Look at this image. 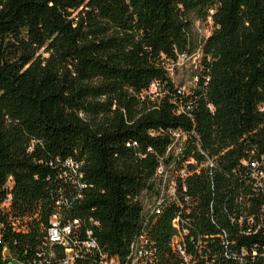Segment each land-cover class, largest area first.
<instances>
[{"label": "trees", "instance_id": "16d2710c", "mask_svg": "<svg viewBox=\"0 0 264 264\" xmlns=\"http://www.w3.org/2000/svg\"><path fill=\"white\" fill-rule=\"evenodd\" d=\"M198 49L187 91L169 64ZM263 171L264 0H0V258L61 252L50 218L81 191L66 217L100 220L122 264L142 235L152 263L185 264L183 229L188 264H264Z\"/></svg>", "mask_w": 264, "mask_h": 264}, {"label": "built area", "instance_id": "2783aa9c", "mask_svg": "<svg viewBox=\"0 0 264 264\" xmlns=\"http://www.w3.org/2000/svg\"><path fill=\"white\" fill-rule=\"evenodd\" d=\"M158 90L157 83L151 85V92L155 93ZM128 146H132L128 142ZM66 166L65 175L70 177L71 172L75 174L74 181L80 187H85V183H81L83 174L81 164L73 159L64 161ZM163 170H161L162 172ZM70 172V174H69ZM170 174H165V182L169 180ZM264 176V171L261 172ZM78 178V179H77ZM176 186L173 181H170L168 188H163L161 192L153 197L151 200L145 197V204L150 210L160 212V205L168 198H176ZM84 193L79 191L72 197H66L60 202L59 209L50 218V227L46 236L47 243L50 245L58 244L60 251L55 248H50L47 253L39 252L32 257L22 259L15 252L6 245L0 258V264H76L80 259H88L90 262H99V264H122L120 258L109 254L103 250L98 239L95 237L94 227L100 226V220L92 215L70 216L66 217L68 210L75 198L83 199ZM11 207V198L7 197L2 203V208L8 210ZM17 227V225L15 226ZM174 236L172 247L177 254L183 259L185 264L190 262V257L187 255L183 238L188 234L187 229L181 230ZM1 228H0V242H1ZM148 239L145 236L135 238L131 244L130 264H154L151 261L152 251L148 248ZM84 264H90L84 262Z\"/></svg>", "mask_w": 264, "mask_h": 264}, {"label": "rangeland", "instance_id": "374dc122", "mask_svg": "<svg viewBox=\"0 0 264 264\" xmlns=\"http://www.w3.org/2000/svg\"><path fill=\"white\" fill-rule=\"evenodd\" d=\"M211 29V22L197 21L194 29L196 39L207 36L211 32ZM42 52L43 49L39 53ZM200 55V50L198 49L193 55H180L176 63L170 62L169 64V70L175 83L187 91L190 90L196 81L194 73L201 63Z\"/></svg>", "mask_w": 264, "mask_h": 264}]
</instances>
